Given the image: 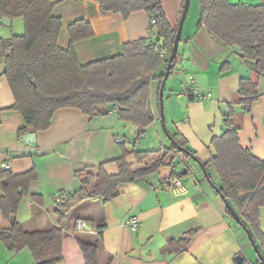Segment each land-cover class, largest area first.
Returning <instances> with one entry per match:
<instances>
[{
	"label": "crops",
	"instance_id": "0c3cea01",
	"mask_svg": "<svg viewBox=\"0 0 264 264\" xmlns=\"http://www.w3.org/2000/svg\"><path fill=\"white\" fill-rule=\"evenodd\" d=\"M50 1L54 4L52 15L62 19L58 39L61 47L68 45L66 27L69 23L84 20L92 27L93 37L73 45L80 64L119 55L127 42L157 40L156 34H151L149 16L142 11L124 20L120 14H100L94 0ZM227 1L249 6L264 4V0ZM160 2L166 21L176 30L183 1ZM198 19V14L194 13L183 23L178 59L165 82L162 105L166 129L170 135L177 134L176 142L183 143L202 164L214 155L210 146L212 138L231 129H237L242 148L264 161V72L259 75L252 61L240 58L237 48L223 45L203 26L198 27ZM12 23L10 21V26ZM3 70L4 63L0 61V164L9 162L13 174L30 169L36 172V180L18 205L16 221L28 231L56 226L54 195H71L79 190L76 171L96 174L102 165L106 174H116L115 160L122 155L116 139L133 141L138 130L119 121L115 111L91 118L78 110L65 108L56 111L48 130L35 133L34 146L27 145L17 134L23 125L21 116L8 110L13 98L2 77ZM189 79L193 81L192 86L185 90ZM242 79L256 84L261 92L247 112L238 94ZM160 84L159 80H154L149 88L154 121L144 130L143 139L134 148L126 145L127 150L154 151L172 146L168 138L163 140L160 134ZM228 106L232 113L225 126ZM172 154L166 156L156 172L121 185L117 198L106 203L84 200L76 205L62 223L65 236L62 259L57 264H84L76 240V234L83 231L75 229L76 220L87 223L91 232H85L89 234L100 230L101 264L107 256L111 258L109 264H237L238 256L254 264L247 254L250 243L246 234L226 214L224 203L197 163L190 157L181 163ZM129 161L133 159L130 157ZM193 169L198 173L194 174ZM171 176L182 181V193L175 194L163 185ZM212 179L213 184L219 186L214 175ZM32 195L41 197V204L32 205ZM263 209L264 206L260 208L259 222H262ZM131 217L138 220L136 230L126 224ZM0 225L10 227L1 214ZM195 229L198 232L182 253L174 255L163 250L168 239L178 240ZM0 264H34V261L28 250L9 252L0 244Z\"/></svg>",
	"mask_w": 264,
	"mask_h": 264
},
{
	"label": "trees",
	"instance_id": "16d2710c",
	"mask_svg": "<svg viewBox=\"0 0 264 264\" xmlns=\"http://www.w3.org/2000/svg\"><path fill=\"white\" fill-rule=\"evenodd\" d=\"M94 1L100 14H120L124 20L134 12H144L154 21L150 24V31L156 34L157 40L153 43L145 39L127 42L122 45L119 55L80 64L73 45L93 37L88 22L76 20L67 25L68 45L63 48L58 43L62 19L52 15L54 4L50 0H0L1 20L20 18L23 21L22 34L0 39V60L4 63L2 77L13 98L8 110L18 113L23 122L17 133L19 138L29 132L48 130L56 111L65 108L78 110L91 118L115 111L119 121L138 130L136 137H143L144 130L154 121L149 88L152 81H162L175 36V30L166 21L161 2ZM198 5V27L203 26L223 45L237 48L240 58L252 61L261 75L264 72V4L249 6L230 4L227 0H198ZM160 48L167 50L163 58L158 57ZM177 59L178 53L172 61L169 76ZM238 94L243 98L246 112L261 96L258 86L245 79L239 83ZM228 109L225 126L232 113L230 106ZM170 136L175 141L178 137L177 134ZM133 141L118 144L122 155L115 160L116 174H106L102 165L96 174L76 171L74 176L80 182L79 190L66 195L57 205L58 225L44 229L28 231L16 221L18 205L27 196L29 185L36 180L35 170L21 174L0 170V214L10 224L9 228L0 225V244L9 252L28 250L34 264L59 263L65 236L62 223L76 205L84 200L106 203L117 198L121 185L156 172L169 153H173L172 156L177 153L173 146L154 151L127 150L125 146L128 144L135 147L131 144ZM210 146L214 155L203 164L207 179L214 183V175L218 180V192H215L251 232L262 257V261L257 258L256 263L264 264V233L259 228L260 208L264 206V161L240 146L237 129L226 130L212 138ZM180 147L183 150L181 157H195L183 143ZM130 157L133 162L129 161ZM30 199L32 205L41 204L39 196L32 195ZM226 214L232 219L227 210ZM197 232L195 229L178 240L168 239L163 250L174 255L182 253ZM76 240L84 264H101L100 230L95 234L83 231L76 234ZM110 260L107 256L103 264H109ZM245 262L242 260L241 264Z\"/></svg>",
	"mask_w": 264,
	"mask_h": 264
},
{
	"label": "water",
	"instance_id": "95a60500",
	"mask_svg": "<svg viewBox=\"0 0 264 264\" xmlns=\"http://www.w3.org/2000/svg\"><path fill=\"white\" fill-rule=\"evenodd\" d=\"M189 4H190V0H183V5H182V12H181V15H180V18H179V21H178V24H177V27H176V30H175V36H174V40H173V44H172V48H171V52H170V55H169V58H168V62H167V66L165 68V72H164V77L161 81V84H160V88H159V117H160V126H161V129L164 133V135L168 138V140L171 142L173 148H175L177 151L181 152L183 151L182 148L180 147V145L170 136V134L168 133L167 129H166V126H165V121H164V115H163V105H162V93H163V89H164V86H165V82L166 80L168 79V76H169V71L172 67V61L173 59L176 57L177 55V52H178V45H179V41H180V35H181V30H182V26H183V23H184V20H185V17H186V14L188 12V8H189ZM2 22V25L5 26V27H9L10 26V20L7 19V18H3L1 20ZM22 141L27 144V145H30V146H34L35 144V139H36V134L33 133V132H29L27 134H25L24 136H22ZM190 159H192L194 162L197 163V165L199 166L202 174L204 175V177L206 178L207 182L210 184V186L216 191L218 192L217 190V187L214 186V184L209 180L207 179V176H206V171L204 169V166L203 164L197 160L195 157L193 156H189ZM222 202L224 203V206L226 208V210L228 211V213L231 215L233 221L238 225L240 226V228L244 231V233L246 234V237L251 245V247L253 248V250L255 251L256 255H257V258L260 259L262 261V257L259 253V250H258V247L253 239V236L251 234V232L246 228V226H244L238 219L237 215L235 214V212L233 211V209L229 206V204L222 199V197L220 196ZM242 257L241 256H238L236 258V261L238 264H241L242 263Z\"/></svg>",
	"mask_w": 264,
	"mask_h": 264
},
{
	"label": "built area",
	"instance_id": "2783aa9c",
	"mask_svg": "<svg viewBox=\"0 0 264 264\" xmlns=\"http://www.w3.org/2000/svg\"><path fill=\"white\" fill-rule=\"evenodd\" d=\"M153 19L150 20V24H153ZM167 54V50L165 48H160L158 50V57L163 58L165 57ZM193 81L191 79H189L186 84L185 90H190L191 86H192ZM207 96H209V94H207ZM142 136L136 137L135 140L131 143L132 145L136 146V144L138 143V140L141 139ZM121 142H124V140L122 139H116V143L119 144ZM176 153V157L179 160V162L184 163L185 159L183 157H181L180 152L177 151L175 149ZM0 170H10V163L9 162H5L0 164ZM192 172L194 174H197L198 172L193 169ZM163 185L167 188V189H171L175 194H180L183 192L184 190V185L182 183V181L178 178V177H170L167 180H165L163 182ZM66 198L65 194L59 193L54 195L53 197V201L56 205H59L60 203L63 202V200ZM126 224L132 229V230H136L137 226H138V220L136 217H131L127 220ZM75 229L77 231H87V232H91L90 228L88 227L87 223L83 220H77L75 222Z\"/></svg>",
	"mask_w": 264,
	"mask_h": 264
},
{
	"label": "rangeland",
	"instance_id": "374dc122",
	"mask_svg": "<svg viewBox=\"0 0 264 264\" xmlns=\"http://www.w3.org/2000/svg\"><path fill=\"white\" fill-rule=\"evenodd\" d=\"M199 12H200V8L198 5V0H190L188 12L186 14L184 23L188 22L194 13L198 14V16H199ZM22 33H23V21H22V19H20V18L14 19L13 23L10 27L3 26L1 19H0V39H7L10 37L11 34H22ZM0 61H2V60H0ZM160 134H161V138H163V140H167L162 129H160ZM142 139H143V137L141 139H139L138 142L141 141ZM261 221L262 222H259L260 230L264 229V214H262V216H261ZM247 254L255 261L254 264H258V263H256L257 255H256L255 251L253 250V248L251 247V245L248 249ZM245 264H251V263L248 260H246Z\"/></svg>",
	"mask_w": 264,
	"mask_h": 264
}]
</instances>
